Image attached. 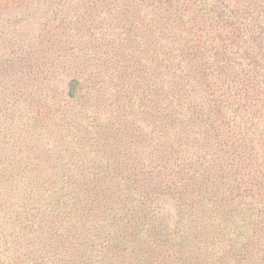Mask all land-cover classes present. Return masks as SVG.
I'll list each match as a JSON object with an SVG mask.
<instances>
[{
	"label": "trees",
	"instance_id": "16d2710c",
	"mask_svg": "<svg viewBox=\"0 0 264 264\" xmlns=\"http://www.w3.org/2000/svg\"><path fill=\"white\" fill-rule=\"evenodd\" d=\"M0 20V264H264V0Z\"/></svg>",
	"mask_w": 264,
	"mask_h": 264
},
{
	"label": "rangeland",
	"instance_id": "374dc122",
	"mask_svg": "<svg viewBox=\"0 0 264 264\" xmlns=\"http://www.w3.org/2000/svg\"><path fill=\"white\" fill-rule=\"evenodd\" d=\"M2 25H6V23L0 20V26H2Z\"/></svg>",
	"mask_w": 264,
	"mask_h": 264
}]
</instances>
